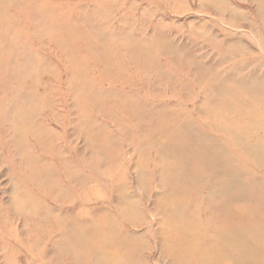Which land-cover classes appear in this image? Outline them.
Instances as JSON below:
<instances>
[{
    "label": "bare ground",
    "instance_id": "obj_1",
    "mask_svg": "<svg viewBox=\"0 0 264 264\" xmlns=\"http://www.w3.org/2000/svg\"><path fill=\"white\" fill-rule=\"evenodd\" d=\"M20 1L0 0V79L4 84L0 91V135L8 130V144L18 155L16 161L11 155L5 159L6 164L16 167L11 170L9 183L13 191L12 207L26 220L37 221L32 240L34 248L41 253L39 263L149 264L148 259L155 250L151 238L156 237L153 229L156 220L152 216L157 214L163 218L156 232L161 238L159 250L161 259L168 264H264V222L259 221L246 230L237 228L234 232L211 226L212 232L205 235L201 224L183 225L173 219L197 218L208 201H217V196L212 195L214 189L216 193L235 191L245 195L252 190H264V73L237 78V68L254 64L248 62L251 61L248 56L240 63H233L246 49L238 43L209 38L213 49L219 52L217 61L207 64L193 58L185 49L172 48L167 42L158 43L162 52L150 50L143 44L135 47L137 49L130 47L133 64L144 63L143 68L153 70L158 83L153 87L154 92L163 91L161 84L172 91L174 102L170 99L172 103L161 101L163 104L151 106L137 100L135 92L126 95L125 90L96 83L92 71L75 54L67 52L65 59L70 66L68 82L72 91L65 101L73 104L64 107L67 117L60 120L55 112L60 101L51 96L53 87L47 84V77L55 75V66L41 58L33 45L47 40L66 51L71 49L75 38L72 37L73 24L50 0ZM253 3L256 5L254 19L264 30V0H253ZM200 4L218 17L230 15L246 19L228 0H201ZM11 9L21 11L27 28L20 27L17 31L16 27L9 26ZM36 18L38 25L32 21ZM34 27L38 28V34ZM75 34L74 31L73 36ZM25 37H30L32 43ZM82 38L94 48L86 34H82ZM104 51L110 53L106 48ZM100 53L103 56V52ZM166 55L171 56L172 66L183 65V78L191 77V83L165 72L157 59ZM259 68L256 64L252 74ZM220 71L223 74L218 73ZM116 72L120 77L117 80L123 85L131 84L120 75L124 72L121 66L116 65L113 71L108 69L107 75L110 78L111 73ZM240 90L245 91L246 96L239 95ZM118 110L133 112L129 116L134 121L174 125L160 130L143 125L140 133L147 134L148 138L133 142L128 138L131 130L127 124L118 125L125 123ZM46 111L50 119L45 118ZM96 116H102L105 122L96 121ZM49 120L61 122L62 134L47 127ZM72 121L75 125L69 129ZM73 136L84 141L82 153L70 145ZM126 136L129 145L136 148L137 189L131 193L125 181L119 182L115 187L118 197L113 201L105 198V180L87 179L83 173L88 169H104L108 159L115 157L116 173L121 175L124 166H128L123 160L121 142ZM58 140H62L63 145L67 142L68 146L58 147ZM89 153L93 155L88 157ZM152 157L157 161L153 162ZM74 169H81V175L73 174ZM61 170L65 171L67 179H72L75 188L84 192L77 201L64 205L56 203L67 196L64 188L68 182L54 177ZM33 178L53 194L54 199L36 193L31 183H25L26 179ZM90 183H94V189ZM155 184L161 187V192L152 189ZM97 191L103 193V198L100 197L103 204L96 209L91 203ZM26 192L33 194L26 197ZM154 194L158 197L151 208L149 202ZM253 196L256 202L252 204L263 211L264 197L259 193ZM43 199L55 203L54 207ZM225 202L229 207L228 201ZM193 207L197 213L190 212ZM96 211H100L98 218ZM238 214L233 215L239 217ZM166 217L173 221L164 220ZM87 218L91 223L100 220L102 229L96 231L93 224L79 227L78 223ZM251 233L255 237H249ZM102 234L106 241L95 246L93 242ZM54 237V245L47 250Z\"/></svg>",
    "mask_w": 264,
    "mask_h": 264
},
{
    "label": "rangeland",
    "instance_id": "obj_2",
    "mask_svg": "<svg viewBox=\"0 0 264 264\" xmlns=\"http://www.w3.org/2000/svg\"><path fill=\"white\" fill-rule=\"evenodd\" d=\"M16 1L21 2L20 0ZM200 1L201 0H50V3L57 7L61 14H66V17L72 22L74 28L72 37H75L72 41V50L67 48V51L64 47H57L47 40H40L37 44L34 43L33 45L40 52L41 58L45 59L46 62H51L55 66V75H49L47 77L49 79L47 84L53 87L51 96H53V98L55 97V100L60 101V106H58L55 111L58 116H60L59 119L63 120L65 119L64 116L67 117V108L64 107L72 106L73 104L72 102L65 101L72 91L71 85L68 82V71L70 70V66L65 59V54H67V52L75 54L86 68L92 71L91 74L96 83H102L106 88L125 90L126 95L135 92L138 96H136V99L145 106L163 104V102L172 103L170 99L174 102V97L172 91L169 90L165 84H161L163 87L162 92H154L153 87L158 85V83L156 82L157 78L156 81L154 80L156 76L153 75V70L143 68L144 63H139L138 66L133 64L134 55L132 54L133 50L130 51V47L135 48L141 46L140 44L145 45L150 50L162 52L158 43L167 42L172 48H178L179 50L185 49L189 51V54L193 58L199 61L202 60V62H207L208 64L215 63L214 60L217 61L216 56L219 49L214 50L213 45L208 41L209 38L215 37L220 41L226 40L228 44L238 43L246 49V55H239L233 63H240L243 59H247V56L251 59V61L248 62L254 63L249 64L246 68H237V78H241L242 76L248 77L254 75V77H256L262 75L264 73V30L259 27L258 21L254 19L256 5L253 3V0H228L229 4H231L235 10L246 16L245 20L230 17V15H227L228 13H225L227 19L218 17L211 10L202 7ZM10 11H12L10 12L12 22L9 24L11 28L16 27L17 31H19L20 27H28V23L23 22L25 20H23L24 16L21 14V11L15 9H11ZM32 21L35 25H38V18ZM202 25L205 26L203 30H201ZM34 28L38 34V28ZM76 28L78 31L75 30ZM74 31L76 34L73 36ZM82 34H86L88 41L94 44L91 45L94 46V48H90V46L84 42ZM25 40L31 42L30 37H25ZM96 41H98L97 44L94 43ZM97 45H101L100 48ZM104 48L108 49L110 53H105ZM100 51L103 52V56H100ZM170 59L171 56L166 55L161 56L157 61L165 68L166 73H171L175 75V78L182 81L184 79L185 82L191 83V77H186L188 79L183 78V65L172 66L171 64L173 62L171 61L172 59ZM179 61L181 62V60ZM181 63L183 64V62ZM256 64H259L260 68L252 74L251 71ZM116 65L123 68L124 72L120 75H123V78L127 79L131 84L123 85L117 80L120 78L117 76L118 70L115 74L111 73L112 77H108L107 70L110 69L113 71ZM218 73L223 74L222 71ZM3 86L4 84L0 79V91L4 89ZM239 95L246 96V92L241 91ZM62 100L65 102L63 103ZM4 101L6 102V100ZM188 111H192L191 107ZM117 113L125 120V123H118V125L127 124L128 128L131 130L130 137L126 136V138H121V142L124 144L122 149L125 154L123 160L128 166H124L123 173L117 175L114 164L115 157H110L106 164V168H97L94 171L88 169L83 173L84 178L87 179L91 178L96 181L105 180V184L107 185L105 198H112L113 201L115 200V196L118 197L115 187L119 182L122 184V182L125 181L124 185L131 193H134L137 189L136 181L138 175L135 167L137 157L134 156L136 148L129 145L128 140L130 139L135 142L139 139L143 141L144 138H148L147 134L140 133L143 125H146V128L151 130H160L173 127L174 125L170 122L165 124L159 121H134L129 116V114L133 112H129L128 110H118ZM171 113L174 114L172 111ZM44 116L50 119L49 111H46ZM95 118L96 121L105 122L102 116H96ZM60 123L61 122L49 120L47 127L62 134ZM74 125L75 123L72 121L69 129L73 128ZM7 131L8 130L3 132V136L0 135V264H40L39 257L41 253L34 248L32 240L37 229V225L35 224L37 221L36 219L30 221L26 220L21 216L19 211L15 210L16 208L12 207L13 191L9 183L12 176L11 170L16 167L10 165V163L6 164L5 159L8 155H11L14 161H16L18 155L15 154L14 149L8 144L10 135ZM71 133H73V131H70V134ZM70 145L73 148H77L78 153H82L85 143L82 139L79 140L76 136H73L70 139ZM57 146H68V143L65 142L63 145L62 140H58ZM93 149H91V151H93ZM92 155L93 154L89 153L88 157ZM76 158L78 159V157ZM152 161L156 162V157H152ZM81 172V169H74L72 173L81 175ZM54 177L61 179V181L68 182L67 187L64 188V192L67 196L64 200L56 202L59 205L77 201L79 197L84 194L82 190L74 187L75 184L72 179H67L65 171H57ZM25 183H31L32 186L36 188V193L45 194L48 199H54L55 196L40 185L37 179H26ZM89 186L92 189L95 188L94 183H90ZM252 186L253 188L256 187L255 185ZM152 189L161 192V187L158 188V184H155ZM214 191L215 189L212 191V195L217 196V201L215 199V201H208L207 205L200 210V214L197 218L180 217V221L176 220L175 217H173V219L183 223V225L201 224L205 228V235L212 232L211 226L222 228L226 232H234L237 228L246 230L247 227H251L259 221H261V223L264 222V210L262 211L258 205L252 204V202H256L253 195L259 193L264 197V190L260 192L252 190L246 192L247 195L235 191L233 193H229L232 191L224 193H216ZM29 194L33 193L26 192L25 196L27 197ZM100 197L103 198V193L97 191V196L93 199V203H91L94 205L91 207L95 206L94 208L96 209L97 207H101L103 199ZM157 197L158 196L154 194L152 200H150L149 206L151 208H153V204ZM43 201H45L47 205L54 207L55 203L52 201L50 203L44 199ZM225 201H228L229 207L228 205L225 206ZM113 205H115V203H113ZM189 210L192 213H197L196 207L190 208ZM26 212L31 213L29 211ZM235 212L239 213V217L233 215ZM98 213H100V211L95 212L96 218L100 215ZM152 217L156 220L153 225L156 237L151 238V241L155 245V250L148 259V262L149 264H168V261L165 262V260L161 259V238L159 239L156 233L159 232V223L163 221V218L157 214ZM173 219L166 217L164 220L173 221ZM90 220V218H87L83 223H78V226L82 227V225L93 224L96 231L102 229L103 225L100 220L94 221V223H91ZM47 227V229H49V226ZM253 235L254 234L251 233L249 237ZM55 241L56 237L48 244L47 250H51ZM105 241L106 236L102 234L100 239L94 241L93 244L95 246H100L103 245Z\"/></svg>",
    "mask_w": 264,
    "mask_h": 264
}]
</instances>
